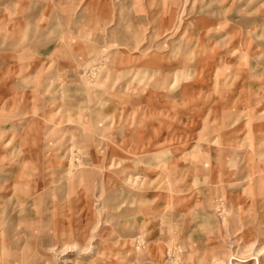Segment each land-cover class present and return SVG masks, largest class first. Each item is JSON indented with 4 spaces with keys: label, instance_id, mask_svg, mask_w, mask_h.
<instances>
[{
    "label": "rangeland",
    "instance_id": "rangeland-1",
    "mask_svg": "<svg viewBox=\"0 0 264 264\" xmlns=\"http://www.w3.org/2000/svg\"><path fill=\"white\" fill-rule=\"evenodd\" d=\"M115 2L0 0V56L22 44L31 63L21 80L0 76L15 102L0 100V264H264V124L226 133L192 108L133 107L128 84L114 93L103 21ZM23 83L34 90L19 99L9 85Z\"/></svg>",
    "mask_w": 264,
    "mask_h": 264
},
{
    "label": "crops",
    "instance_id": "crops-1",
    "mask_svg": "<svg viewBox=\"0 0 264 264\" xmlns=\"http://www.w3.org/2000/svg\"><path fill=\"white\" fill-rule=\"evenodd\" d=\"M116 1L118 17L107 25V20L103 21L104 44L110 48L111 59L115 61L111 74L114 79L122 76L120 82L114 84V93L121 92V87L125 91L128 84L132 91L131 106L192 108V117L208 118L211 124L223 123L226 133L229 126L236 123L264 124V116H260L264 109V0H191L188 18L183 21L178 19L181 0ZM107 10L106 3H99V13ZM1 11H5V7ZM121 12L129 14L122 16ZM90 21L91 17H88L83 23ZM99 22L102 24L101 20ZM10 25L16 27L15 22ZM100 34L99 31V43ZM18 46L14 55H8L11 51L7 54L2 51L0 76L17 75L20 80L24 77V70L31 63L25 64V45ZM86 48L88 46L83 44L82 51ZM35 53H38V46L34 48ZM136 68L142 73L139 80L134 79L133 72H128ZM32 69L35 75L36 67ZM23 84L12 88L9 85L15 91L23 88L19 99H23L27 89L34 90ZM141 89H145L146 94L134 99V92L140 93ZM0 100L6 104L5 112L15 105L6 95L1 94ZM107 101L118 104L116 97ZM215 115L220 119L217 120ZM213 130L218 131V128ZM39 134L38 131L35 133V141L41 139ZM246 137L241 136V139ZM222 138V132L207 137L211 142ZM225 138L228 139V134ZM261 139L264 140V135ZM5 152L9 158L11 151ZM26 153L29 152L20 154L24 159L19 157V163L26 161L25 156L30 155ZM8 171L9 164L7 167L0 164L1 182L8 180L3 175Z\"/></svg>",
    "mask_w": 264,
    "mask_h": 264
},
{
    "label": "bare ground",
    "instance_id": "bare-ground-1",
    "mask_svg": "<svg viewBox=\"0 0 264 264\" xmlns=\"http://www.w3.org/2000/svg\"><path fill=\"white\" fill-rule=\"evenodd\" d=\"M175 2V1H174ZM178 4V3H177ZM232 5V4H231ZM246 7V6H245ZM182 9V8H181ZM207 9V8H206ZM180 11H182V10H180ZM183 12V11H182ZM209 12V11H208ZM211 13V12H210ZM22 49V48H21ZM186 53V52H185ZM194 53V52H193ZM192 53V54H193ZM188 57V56H187ZM23 205H25V204H23ZM13 208H15V207H13ZM21 208V207H20ZM20 210V209H19ZM24 210V209H23ZM3 221H1V223H2ZM2 229V228H1ZM2 231V230H1ZM3 232V231H2ZM3 234V233H2ZM79 263H81L80 261H79Z\"/></svg>",
    "mask_w": 264,
    "mask_h": 264
}]
</instances>
